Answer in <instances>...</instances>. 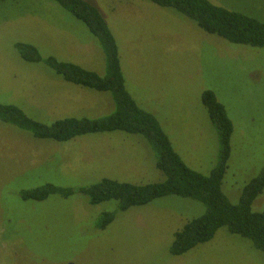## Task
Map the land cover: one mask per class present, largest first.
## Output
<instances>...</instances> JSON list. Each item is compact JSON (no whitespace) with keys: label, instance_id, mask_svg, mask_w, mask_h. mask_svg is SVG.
I'll return each instance as SVG.
<instances>
[{"label":"rangeland","instance_id":"obj_1","mask_svg":"<svg viewBox=\"0 0 264 264\" xmlns=\"http://www.w3.org/2000/svg\"><path fill=\"white\" fill-rule=\"evenodd\" d=\"M104 15L118 47L128 91L153 113L190 168L208 174L218 137L202 104L213 91L232 121L223 190L236 202L264 167V47L230 43L206 33L171 7L149 0H87ZM264 21V0H209ZM105 73V53L86 26L54 0H0V103L51 123L65 116L97 117L113 110L109 93L62 80L41 62L24 61L14 45ZM101 178L162 181L147 140L123 131L66 143L37 139L0 120V264H264L250 240L220 227L208 242L169 252L174 232L200 215L198 201L166 195L126 210L115 200L90 204L83 194L23 200L44 183L85 186ZM264 213V190L253 204ZM114 212L105 228L102 212Z\"/></svg>","mask_w":264,"mask_h":264},{"label":"trees","instance_id":"obj_2","mask_svg":"<svg viewBox=\"0 0 264 264\" xmlns=\"http://www.w3.org/2000/svg\"><path fill=\"white\" fill-rule=\"evenodd\" d=\"M54 1L80 20L98 40L105 53V73L100 75L52 55L43 57L35 45L25 42H17L14 45L16 51L26 62L43 63L65 82L109 93L113 110L97 117L65 116L46 123L29 117L14 104L0 103V120L29 132L37 139L57 143H66L88 134L114 131L141 135L151 146L156 168L164 174V178L143 185L110 178H101L78 187L44 183L22 190L21 198L43 200L51 194L68 197L78 193L85 195L90 204L115 200L122 211L166 195L190 198L201 203L204 211L187 220L174 232L170 254L181 255L198 244L208 242L220 227L226 226L229 232L250 240L264 255V213L252 208L255 198L264 190V167L260 174L243 186L237 201L232 202L224 192L222 183L230 156L233 126L213 91H203L201 99L216 130L219 150L214 167L208 174H203L187 166L175 151L157 117L142 108L128 91L115 37L99 8L87 0ZM149 1L175 9L195 21L206 33L217 35L230 43L264 47V21L256 17L215 5L209 0ZM113 218L114 212H102L96 226L103 229Z\"/></svg>","mask_w":264,"mask_h":264}]
</instances>
